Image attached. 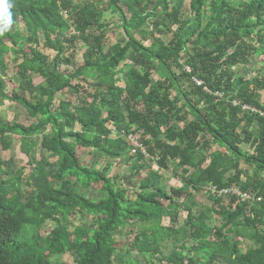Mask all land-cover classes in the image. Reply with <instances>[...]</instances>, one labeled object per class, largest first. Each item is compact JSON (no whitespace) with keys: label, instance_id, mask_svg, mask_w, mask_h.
Returning a JSON list of instances; mask_svg holds the SVG:
<instances>
[{"label":"trees","instance_id":"obj_1","mask_svg":"<svg viewBox=\"0 0 264 264\" xmlns=\"http://www.w3.org/2000/svg\"><path fill=\"white\" fill-rule=\"evenodd\" d=\"M14 4L0 102L35 122L0 117V264H264V74L233 72L264 65V0Z\"/></svg>","mask_w":264,"mask_h":264},{"label":"rangeland","instance_id":"obj_2","mask_svg":"<svg viewBox=\"0 0 264 264\" xmlns=\"http://www.w3.org/2000/svg\"><path fill=\"white\" fill-rule=\"evenodd\" d=\"M75 1L79 3L83 0H75ZM106 15H107L108 19H112V20L117 19V18L113 17L112 15H110L109 13H107ZM19 28H21V26ZM21 32H22V35L25 36V32H23L22 28H21ZM107 32L112 33L114 35V37L110 43H114L115 41H119L122 38L119 30H117L116 28H113L112 30L108 29ZM29 45L31 47L34 46L31 43ZM74 51H75V53L79 52V47L76 46ZM45 54L48 55L50 59L54 56V52L50 51V50H46ZM69 54L71 56L72 52L71 51H70V53L68 52V55ZM15 56L16 55L10 53V55L8 56L10 61L7 64L6 73L4 74V72L0 71V76L5 77V78H10V80L13 82V84H15L17 87H22L24 82H22V79L20 78V76L16 74V68H15L16 65L13 61ZM77 60H78V58H77ZM255 60H257V58L254 57L251 59V61L248 65H246L244 67L243 66H237L236 68L233 69V72L237 75L239 74V75H243V76H255V75L263 76L264 65L262 63L257 64ZM118 74H120V73H118ZM87 82H90V80H87ZM80 85L86 86L82 82H80ZM84 88H85V90L87 89V87H84ZM57 98L59 100H64V99H67L68 97L66 95H58ZM0 117H1V119L5 120V121H8V122L15 121V122L23 124V125H29V124L35 122L34 119H31L28 117L27 113L25 112V110L22 107L17 106L16 104L11 103L10 101L9 102L8 101H1L0 102ZM45 130H46V128H45ZM115 136H121V135H120V133H117V134H115ZM241 148L243 150L249 151L248 146L245 144H242ZM2 158L6 162L5 166L7 168L9 167V168L14 169V171L18 167L21 168V167L26 166L25 158H23L22 155L19 153V142L18 141L13 142L11 150L8 153L4 154L2 156ZM90 163H92V164L96 163V168H98V169H101L102 166L105 165V161L100 160L98 157H92V158L90 157L89 164ZM123 164H124L123 160L121 159V160L114 161L110 166H108L109 170L107 172L109 173V176H111V177L120 176L121 172H122ZM152 168L155 171L157 169L154 163L152 164ZM24 176H26V173ZM162 176H163V179H162L163 183L166 186H169V187H179L180 186L178 180L176 178H174V176H172L171 172H163ZM85 192H86L87 196H91V198L98 197L96 194H93L91 191H89V192L85 191ZM128 197H130V195ZM198 198H199V201L202 203H204L206 201V198L204 195L198 196ZM182 217H183V215H182ZM163 224H165V225L167 224V219H164ZM53 227H54L53 223H51L50 221L46 222V224H45L46 229H50ZM52 261L54 264H65V263L71 264L74 261V255L69 254V253H65L62 256L52 258ZM140 263L145 264L144 260H142V259H140Z\"/></svg>","mask_w":264,"mask_h":264},{"label":"clouds","instance_id":"obj_3","mask_svg":"<svg viewBox=\"0 0 264 264\" xmlns=\"http://www.w3.org/2000/svg\"><path fill=\"white\" fill-rule=\"evenodd\" d=\"M14 6V0H0V36L8 33L14 24L11 11Z\"/></svg>","mask_w":264,"mask_h":264},{"label":"built area","instance_id":"obj_4","mask_svg":"<svg viewBox=\"0 0 264 264\" xmlns=\"http://www.w3.org/2000/svg\"><path fill=\"white\" fill-rule=\"evenodd\" d=\"M197 85H199V83H197ZM243 109H244V110H245V109H246V110H249V108H248L247 106H244ZM234 193H235L236 195H240L239 191H237V190H235ZM242 196H243V195H242ZM243 197H245V196H243Z\"/></svg>","mask_w":264,"mask_h":264}]
</instances>
